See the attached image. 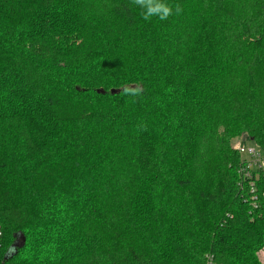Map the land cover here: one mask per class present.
<instances>
[{"label": "trees", "instance_id": "trees-1", "mask_svg": "<svg viewBox=\"0 0 264 264\" xmlns=\"http://www.w3.org/2000/svg\"><path fill=\"white\" fill-rule=\"evenodd\" d=\"M167 2L0 0V264H260L264 0Z\"/></svg>", "mask_w": 264, "mask_h": 264}, {"label": "built area", "instance_id": "built-area-1", "mask_svg": "<svg viewBox=\"0 0 264 264\" xmlns=\"http://www.w3.org/2000/svg\"><path fill=\"white\" fill-rule=\"evenodd\" d=\"M235 151L241 156L236 171L237 194L243 202H248L251 208L256 209L258 201H264V146H260L250 139L244 142L240 140L235 146Z\"/></svg>", "mask_w": 264, "mask_h": 264}, {"label": "clouds", "instance_id": "clouds-1", "mask_svg": "<svg viewBox=\"0 0 264 264\" xmlns=\"http://www.w3.org/2000/svg\"><path fill=\"white\" fill-rule=\"evenodd\" d=\"M130 3L140 9V16L143 20L149 21L153 17L159 20H167L172 15H179L183 9L179 4L172 5L167 0H130ZM125 94L139 95L142 91L140 88H124Z\"/></svg>", "mask_w": 264, "mask_h": 264}, {"label": "rangeland", "instance_id": "rangeland-1", "mask_svg": "<svg viewBox=\"0 0 264 264\" xmlns=\"http://www.w3.org/2000/svg\"><path fill=\"white\" fill-rule=\"evenodd\" d=\"M243 135H246L248 136L247 134L245 133H239L237 136H234L231 141H230V148L231 150L235 151V146L237 145L238 141L242 140L243 138ZM250 138V137H249ZM247 138V140L249 139ZM251 143V142H250ZM240 160H241V156H240ZM239 163V162H238ZM238 165V164H237ZM238 168V166H237ZM237 168H236V171H237ZM1 229V228H0ZM2 231V230H1ZM257 258L260 262V264H264V249H261L257 252Z\"/></svg>", "mask_w": 264, "mask_h": 264}, {"label": "water", "instance_id": "water-1", "mask_svg": "<svg viewBox=\"0 0 264 264\" xmlns=\"http://www.w3.org/2000/svg\"><path fill=\"white\" fill-rule=\"evenodd\" d=\"M247 138H248V136H246V135H243L242 141H243V142H244V141H246V140H247Z\"/></svg>", "mask_w": 264, "mask_h": 264}]
</instances>
